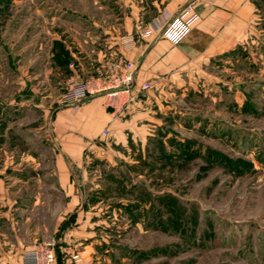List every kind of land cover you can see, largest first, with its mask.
<instances>
[{
	"label": "rangeland",
	"instance_id": "1",
	"mask_svg": "<svg viewBox=\"0 0 264 264\" xmlns=\"http://www.w3.org/2000/svg\"><path fill=\"white\" fill-rule=\"evenodd\" d=\"M94 1L0 0L1 250L54 236L65 197L53 115L65 80L84 77L54 35L99 16ZM255 18V34L212 60L143 145L110 159L83 150L91 222L64 247L76 264H264V0Z\"/></svg>",
	"mask_w": 264,
	"mask_h": 264
},
{
	"label": "crops",
	"instance_id": "2",
	"mask_svg": "<svg viewBox=\"0 0 264 264\" xmlns=\"http://www.w3.org/2000/svg\"><path fill=\"white\" fill-rule=\"evenodd\" d=\"M189 2H194L199 20L179 44L156 34L145 40L137 37L128 49L122 47L123 37L136 36L143 25L163 23ZM256 4L257 0H95L99 16L71 17L65 33L54 35L66 41L71 61L68 69L82 72L83 78L98 74L108 57L122 53L134 66L133 92L138 94L117 116L106 106L103 95L88 97L77 111L63 106L54 112L51 134L59 151L56 182L65 202L56 212L54 236L48 240L55 242L61 261L64 247L80 244L77 234L91 222L84 217L86 209L92 207L84 205L79 188L85 180L83 150L90 148L95 155L107 156L116 149L128 153L131 149L127 145H143L156 128L163 127L162 118L178 98L189 95L191 99L192 92L199 91L200 81L210 75L206 70L212 60L255 34ZM144 82L150 87L142 91ZM104 128L108 140L102 142L107 138L102 135ZM76 167L83 172L75 174ZM37 242H19L13 252L0 248V264H23L22 254Z\"/></svg>",
	"mask_w": 264,
	"mask_h": 264
},
{
	"label": "built area",
	"instance_id": "3",
	"mask_svg": "<svg viewBox=\"0 0 264 264\" xmlns=\"http://www.w3.org/2000/svg\"><path fill=\"white\" fill-rule=\"evenodd\" d=\"M199 20V13L194 2L185 4L175 15L167 18L163 23H150L141 26L136 36L123 37L121 45L124 49L130 48L137 37L139 39L153 38L156 34L172 44H179ZM134 66L122 53L108 57L103 69L98 74L88 78L68 77L64 82L58 103L77 111L80 104L90 96L103 95L105 103L114 116L121 114L132 104L138 94L133 92ZM149 82H144L140 88L146 90ZM108 134L104 128L102 135ZM23 264H56L57 253L53 240H43L22 254ZM82 260L80 253L74 249L64 248L61 264H76Z\"/></svg>",
	"mask_w": 264,
	"mask_h": 264
},
{
	"label": "trees",
	"instance_id": "4",
	"mask_svg": "<svg viewBox=\"0 0 264 264\" xmlns=\"http://www.w3.org/2000/svg\"><path fill=\"white\" fill-rule=\"evenodd\" d=\"M61 263H62V261H61V259L59 257V254L57 253V263L56 264H61Z\"/></svg>",
	"mask_w": 264,
	"mask_h": 264
}]
</instances>
